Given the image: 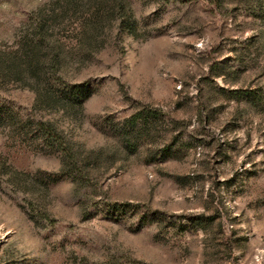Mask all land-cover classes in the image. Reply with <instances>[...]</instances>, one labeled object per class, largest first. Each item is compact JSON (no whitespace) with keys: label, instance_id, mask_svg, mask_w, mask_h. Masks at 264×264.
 <instances>
[{"label":"rangeland","instance_id":"1","mask_svg":"<svg viewBox=\"0 0 264 264\" xmlns=\"http://www.w3.org/2000/svg\"><path fill=\"white\" fill-rule=\"evenodd\" d=\"M0 264H264V0H0Z\"/></svg>","mask_w":264,"mask_h":264},{"label":"trees","instance_id":"2","mask_svg":"<svg viewBox=\"0 0 264 264\" xmlns=\"http://www.w3.org/2000/svg\"><path fill=\"white\" fill-rule=\"evenodd\" d=\"M42 25L41 24H38V26H37V28H36V32L38 33V35H40L41 36V34H42ZM39 39H40V37H39ZM36 44H37V42H36ZM38 46V44L37 45H35V46H28V45H26L25 47H27V48H29V50L31 51V53L33 52V54L35 55L36 53H35V50H36V47ZM36 56V55H35ZM31 64H33L32 66H31V71H34V73L33 74H35V72H36V70L37 69H39L40 68V64H42V62H40L38 59H37V57L35 58H31ZM17 66V65H16ZM13 66L12 65H8V67H6V69H5V72L7 73H12V71H13ZM18 74V73H17ZM35 80H36V78H35ZM38 81V80H37ZM39 129H40V132H42L43 133V135L45 136V138L47 139V140H50V139H53L54 137H55V133H54V129L50 126V125H48V124H46V123H39ZM55 141H56V144H58V146H59V148L63 151V152H65V153H67V149H66V146H65V144H63V142L61 141V139L60 138H55Z\"/></svg>","mask_w":264,"mask_h":264}]
</instances>
